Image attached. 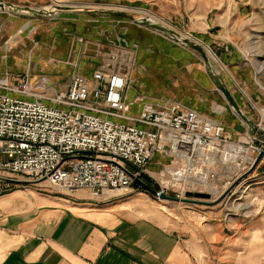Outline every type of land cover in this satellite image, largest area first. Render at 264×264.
<instances>
[{
  "label": "rangeland",
  "instance_id": "rangeland-1",
  "mask_svg": "<svg viewBox=\"0 0 264 264\" xmlns=\"http://www.w3.org/2000/svg\"><path fill=\"white\" fill-rule=\"evenodd\" d=\"M3 5L4 14L14 13L10 5ZM73 6L76 8H59L53 0L45 17L32 27L26 24L24 31L19 29L13 36L19 63L27 66L21 77L27 75L32 82L42 75L50 87L64 90L73 75L89 78L98 67L90 68V63L107 61L114 52L122 56L116 66L121 65L127 74L124 93L129 116L137 117L142 104L154 102L201 111L229 130L238 125L244 129L237 132L242 136L264 132V0H252L251 9L236 25L232 44L219 45L208 44L149 9L121 0H85ZM26 9L19 11L28 13ZM45 20L50 22L43 24ZM142 20L170 30L179 41L133 22ZM185 41L201 48L208 64ZM24 51L29 54L27 59ZM219 83L229 90L247 122L229 107L217 89ZM166 165L151 164L141 180L156 192L178 199H185L187 192L208 194L209 200L190 199L209 205L169 202L132 189L131 194H142L139 204L145 208V216L174 231L182 244L197 245L205 264H264V158L218 203L235 181L219 189L221 175L214 189L197 184L187 187L185 182L175 184L169 175L160 177ZM203 229L208 233H201Z\"/></svg>",
  "mask_w": 264,
  "mask_h": 264
},
{
  "label": "built area",
  "instance_id": "built-area-1",
  "mask_svg": "<svg viewBox=\"0 0 264 264\" xmlns=\"http://www.w3.org/2000/svg\"><path fill=\"white\" fill-rule=\"evenodd\" d=\"M121 57L108 54L90 78L75 74L64 90L50 87L42 75L35 82L27 75L13 84L0 79V196L40 179L67 197L80 190L93 198L120 196L135 184L128 173L141 180L154 159L168 161L165 168L171 159H184L186 169L175 178L200 177L207 184L222 175L219 189L252 168L264 146L256 133L242 136L196 110L154 102L129 116L127 74L116 66ZM220 160L237 161L238 170L225 175ZM189 164L204 165L200 176Z\"/></svg>",
  "mask_w": 264,
  "mask_h": 264
},
{
  "label": "crops",
  "instance_id": "crops-1",
  "mask_svg": "<svg viewBox=\"0 0 264 264\" xmlns=\"http://www.w3.org/2000/svg\"><path fill=\"white\" fill-rule=\"evenodd\" d=\"M54 1L55 6L65 9H74L73 5L85 2ZM121 1L149 9L176 28L217 45L232 44L236 25L252 3V0ZM0 2L14 10L10 15L0 10V79L5 76L13 84L14 77H21L27 67L19 63L13 36L19 29L24 31L26 24L32 27L45 17L41 14H46L53 0ZM23 7L31 11L20 12ZM38 13L41 14L37 16ZM47 22L50 21L43 24ZM23 55L27 59L29 54L24 51ZM97 61H90V68L98 66ZM129 193L93 198L87 191H78L67 197L52 193L46 182L35 185L20 182L0 196V264H205L197 245L182 244L174 231L148 219L145 208L139 204L142 194ZM207 230L201 233H208Z\"/></svg>",
  "mask_w": 264,
  "mask_h": 264
},
{
  "label": "water",
  "instance_id": "water-1",
  "mask_svg": "<svg viewBox=\"0 0 264 264\" xmlns=\"http://www.w3.org/2000/svg\"><path fill=\"white\" fill-rule=\"evenodd\" d=\"M8 6V5H7ZM10 8V7H8ZM0 10H5L4 9V5L2 3H0ZM27 12H30V9H26ZM41 14V13H40ZM39 14H37L38 16ZM44 15V14H41ZM109 15H115V16H120V17H125V15L123 13H109ZM134 23H137L141 26L144 27H148L150 29L162 32V33H167L169 35L172 36L173 40L177 41V37L175 36V34L173 32H171L170 30L157 25V24H153L151 22H148L146 20H142V21H133ZM185 44L188 45L192 50L196 51L203 59V61L205 62V64H208V59L204 53V51L197 47L196 45H193L187 41H185ZM217 89L220 91V93L223 95V97L225 98L227 104L229 105V107H231L235 113L238 114V116L241 117V119L245 122H247V119L242 115L238 105L236 104L235 100L233 99L231 93L229 92V90L226 89V87L222 86L220 83L217 86ZM234 130L239 132V133H243L244 129L239 127L238 125L234 126ZM260 136H262L264 138V132L259 133ZM264 158V146L261 148L260 152L258 153L255 162L252 166V168L249 170V172H247L246 174H244L243 176H241L239 179H237L233 184V186L225 192V194L220 198V200L217 201V203L219 201H221V199L225 198V196L232 190V188L234 186H236L241 180H243L245 177L251 175L256 167L258 166V164L261 162V160ZM129 176L131 178L134 179L135 183L140 186L143 190V192L149 196H151L152 198H158L161 200H165V201H169V202H176V203H187V204H197V205H209V203H205V202H201V201H195L193 199L190 198H194V199H203V200H209L210 196L208 194H203V193H191V192H187L185 194L186 198L185 199H178L176 197H170L165 195L163 192H156L154 189L148 187L142 180L136 179L134 178L130 173H128ZM42 181H45V179H43Z\"/></svg>",
  "mask_w": 264,
  "mask_h": 264
},
{
  "label": "bare ground",
  "instance_id": "bare-ground-1",
  "mask_svg": "<svg viewBox=\"0 0 264 264\" xmlns=\"http://www.w3.org/2000/svg\"><path fill=\"white\" fill-rule=\"evenodd\" d=\"M177 41H179V39H177ZM92 75V74H91ZM91 77V76H90ZM89 77V78H90ZM147 103V102H146ZM146 103H144V104H146ZM144 104H142V106L144 105ZM141 106V107H142ZM264 110V109H263ZM234 129V128H233ZM235 131V130H234ZM237 132V131H236ZM232 150H234L235 152H238L239 151V149H236V148H232ZM172 161H173V165H176V167L175 166H167L166 168L164 167V169L160 172V177H164L165 175H169L170 176V178H171V180L175 183V184H179V183H186L187 185V187H189V186H192V185H195V184H197V185H206L207 187H208V189H211V188H213L214 187V184H215V182L217 181V179H215V180H213V181H210V182H212V183H210L209 181H208V183L206 184L205 183V181L202 179V178H200V177H197V178H195L194 180H193V178H192V176H186V178H175V173H176V171H179V170H182V169H186L185 167H186V165H185V163H184V159H180V158H176V159H171ZM163 162H167L168 164H169V162L168 161H163ZM157 163V161H156V159H154L153 160V162L151 163V164H156ZM219 163L221 164V165H223V167H222V169H223V172L222 173H224L225 175H227V176H231L233 173H235L236 172V170H238V163H237V161H231L229 164H228V160L226 161V163H224L222 160H220L219 161ZM150 164V165H151ZM149 165V166H150ZM184 165H185V167H184ZM190 166V169H194V176L195 175H199L200 176V173L202 172V169H203V167H204V165L202 164L200 167H199V165L198 166H196V165H194V164H189ZM148 166V167H149ZM218 166H219V164H218ZM218 166H216V167H218ZM207 167V166H206ZM214 167V166H213ZM216 167H214V168H208L207 167V169H206V171L207 170H210V171H215V168ZM220 176V175H219ZM218 177V176H217ZM43 179H40V181H38L37 183H41V182H46V180L45 181H42ZM199 180V181H198ZM194 182V183H193ZM47 183V182H46ZM134 183H135V181H134ZM135 185L137 186L136 187V189L138 190V189H140V190H142V188L140 187V186H138L136 183L133 185V189H135ZM214 189V188H213ZM80 191H86V190H80ZM214 191V190H213ZM162 192V191H161ZM128 193V192H127ZM107 195V194H106ZM108 195H109V193H108Z\"/></svg>",
  "mask_w": 264,
  "mask_h": 264
},
{
  "label": "trees",
  "instance_id": "trees-1",
  "mask_svg": "<svg viewBox=\"0 0 264 264\" xmlns=\"http://www.w3.org/2000/svg\"><path fill=\"white\" fill-rule=\"evenodd\" d=\"M137 186L135 185V188H136Z\"/></svg>",
  "mask_w": 264,
  "mask_h": 264
},
{
  "label": "flooded vegetation",
  "instance_id": "flooded-vegetation-1",
  "mask_svg": "<svg viewBox=\"0 0 264 264\" xmlns=\"http://www.w3.org/2000/svg\"><path fill=\"white\" fill-rule=\"evenodd\" d=\"M148 187H150V186L148 185Z\"/></svg>",
  "mask_w": 264,
  "mask_h": 264
}]
</instances>
